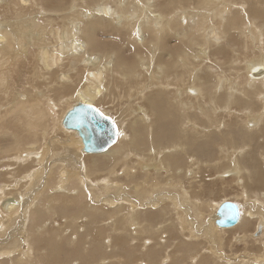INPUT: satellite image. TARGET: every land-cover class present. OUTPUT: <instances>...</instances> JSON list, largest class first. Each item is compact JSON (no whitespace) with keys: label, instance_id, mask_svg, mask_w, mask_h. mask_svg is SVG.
Segmentation results:
<instances>
[{"label":"bare ground","instance_id":"1","mask_svg":"<svg viewBox=\"0 0 264 264\" xmlns=\"http://www.w3.org/2000/svg\"><path fill=\"white\" fill-rule=\"evenodd\" d=\"M48 1L53 2L54 4L52 5L57 8L45 7L44 0H0V8L4 7L3 13H5V15L1 14L4 17L0 18V122H2L6 116L13 115L11 123L0 126V142L6 143L5 147L0 148V159L3 156L1 160L6 161L5 163H0V168H7L5 170V174L8 175L9 179L13 177L17 178L16 181H14L13 183H8L10 185L9 188L11 190H14V192H18L16 191L17 187L21 189L19 182L24 181V179H29L32 182H36V180H40V178L43 176V170L39 167V162L41 158V155L39 156V151L46 142H49V139L47 140L46 137H48V135L51 133L50 130L53 125H55L54 122L57 121H54L52 111L49 108H52L53 110L55 104L57 105V108H59V104L62 105V102H70L71 105L77 102H82L96 107L104 115L110 117L109 113L104 110V108H99V106H97L100 102L102 93H104L105 91L106 83L110 84V82L112 84L114 82L122 84L121 88L126 93V98H128V95L133 94L132 100L135 103L134 107H131L128 103L127 109L125 111L127 112V110H130L131 116L135 117V120L131 123V129L135 130L138 126H142L144 128L148 126L147 129L149 139H151L149 133L151 132L153 116H148L147 114L151 113V110L146 107L138 106L136 102H138L139 100L143 101L147 98L144 96V93L146 92V90L149 89L150 85L153 89L150 91L151 93L158 87L163 92H168L166 93V95L171 98L172 102H175L173 95L176 96V99L180 101L179 105H183V107H187L190 104L195 103H184L185 100H191L192 98L190 97H195L196 99L197 97H199V103H195L197 104L196 111H199V113L203 114H213L214 111V117H208L214 122L215 118L224 119V123L220 125L216 132L221 135L222 140L225 143L224 145H219L223 154V157H221L225 161V163L232 162L229 155L231 151H239L241 158H243L245 154H248L246 152V150H248V145L247 143L242 142V140L244 139V135L242 134L243 136L241 139V137L236 135L235 133L234 135L238 136L239 140H237V138L232 135L233 125L231 123V120L234 119V117L239 120L238 124L247 127L248 132L245 135L248 139L259 138L260 136L264 135V55L262 56L261 54L260 59H258L257 61L247 60V64L245 63L243 66H241L239 72H241V75L243 76V84H239L236 82L234 83V86L229 85V79H226V76L224 77L223 72H220V75L216 74V83L213 84V86L214 90L216 89L215 91L220 92V95L218 97H211L212 90L209 88L208 85L206 86L205 84V77H207L209 82L213 79V77L207 73L203 78L201 77L202 83L200 82L198 74L197 76H195V80L191 79L190 87H185L186 84H184V89L187 94L183 92V90L181 89L182 82L181 79H179L178 77V73L179 68L187 64V55L185 53V50L180 49L181 47L178 48L180 49L178 50V52L164 48L162 49V53L158 55V45L160 43V40H162L163 37L167 34L171 36L175 34L179 39H181V44L183 45V48L186 46V44L190 43L192 46H194V48L196 47L197 50L201 51L197 54L198 56L199 54H201V57L202 55L204 56L207 53V42L209 41V44L213 45L216 51L218 49H221V51H217V53L221 55L224 60H227L223 62L222 65H227L229 61V57L227 59V56H229V54L227 53L228 55L224 54L223 56V51L227 49L230 51L235 49V47L239 46H236L237 43L234 44L232 42L230 38L231 33L230 30H228V25L231 23L233 17L225 15V5V9L224 7H222L218 11H214V15H208L209 13H211V7L216 6V3L222 0H200L205 2H203V6L206 7L205 10H202L199 7L198 14L193 13L195 15L194 16L190 13L191 11L188 12L187 10L186 12V10L182 9L179 12L175 11L177 14L175 16L172 15L174 17H168L169 15L167 10L171 8L172 3L166 0H163L164 2H162V0H68L64 4H62L64 0ZM224 1L228 3V0ZM261 2L264 5V0H261ZM239 5L237 4V6ZM163 6H166V8H164ZM188 8L190 9V7ZM161 10H164V13L161 12ZM32 13H35V15H32ZM7 14L13 17L12 21H7ZM261 16H259V18ZM137 18H141V20H138L135 23ZM201 18H203V20H201ZM212 19L213 23H215L214 21L216 20V25L212 23ZM250 19L252 22L256 21L253 18ZM262 19L264 21V16L262 17ZM233 25L235 24H232V28H234ZM251 25L247 26L249 27ZM121 28H127V30L132 31L134 34V44L136 46H140L147 49V51L152 50L153 57H146L144 56V54H141V52L138 51L136 52L132 62L128 63L126 59L122 57V51L120 52L118 48H107L106 44H104L102 40L98 39L100 32H107V30L110 29L118 31ZM198 32L201 34V37H199L198 35H194ZM147 34L150 37L149 41H147V38L145 37L147 36ZM225 36H227L226 39L229 38L226 43H224ZM246 40L247 39H245V41ZM193 51H195V49ZM260 51H262V48ZM216 61H219V57H216ZM196 62L201 63L199 59H197ZM137 65L140 67V71L135 70ZM171 65H173L174 67V72L172 73V78H169L166 71L169 70ZM183 68L184 67H182V69ZM185 72L187 73V70ZM235 75L237 76V74ZM142 76L149 77V81L145 87L141 85L142 90L140 92V98L138 99V95H135L134 91L128 88V85H130L131 81H135L137 78L139 79ZM227 76H229V74H227ZM170 81L174 84L171 85L172 83H170ZM195 81L197 85H194ZM240 86H245V90L241 91ZM221 94L223 95V97L221 96ZM239 94L241 95V97L243 96L244 99L242 98L239 100L238 97H236ZM257 95L261 96L260 99L257 98ZM254 96H256V98H254ZM183 97L185 98L184 101L182 100ZM254 99H257L256 105H253ZM217 102H220L222 105L218 104ZM232 102L240 103L242 107L238 109H232ZM71 105L69 106V108L71 107ZM191 109L194 110L195 108L192 106ZM125 112H120V114L122 115L121 119L125 118V115H123ZM183 117H185V120L183 119V121H186L185 123H187L189 117H187V115H184ZM226 117L228 118L229 123L226 121ZM111 119L115 122L113 118ZM61 120L59 121L60 125ZM233 121L236 122L235 120ZM185 123L178 121V125L182 127L180 128L181 130H178L176 137L173 139L167 140L166 137V141H164L167 142V144L163 146V148H159V146L153 147V145H151V147H147V144L143 142V134L137 135L138 144H135V141L133 139L120 142V137H122L119 131L120 126L117 125V123L115 122L118 128L117 141L118 139L119 141H116L106 151L94 154H84V156H87L88 158L87 160L82 162L83 166H79L81 161L75 159L77 157H75L74 154H71L70 156L74 158V160L72 161H74V164L77 162L76 164L78 166H73L72 163H70V165L67 163L52 165V169L48 172L46 179L45 176H43L45 179V183H42V188H40L41 190H39L42 191L41 194L43 193L45 196L43 195L41 198L39 196L34 197V200L33 202H31V204L27 202L29 205H31L30 208L27 205L30 209V220L33 222L38 217L41 218V216L43 215H47V217L49 216V220H52V216L56 213L54 207H59L60 203H62L64 206L68 203L75 205L77 203L74 202L75 198L78 199V196H80L82 200V205L79 207V210L76 213L75 217L82 219V216H86V220L92 221L94 224L96 222L104 223L102 224V227L105 224L108 225V223H111L112 228H109L110 235L111 233L113 235L115 234L113 231L117 228L116 222L119 220V217H121L124 221V226L126 225L127 227L125 229V233L130 238V244L128 243V248L131 250V244H133V246L134 244H136L134 243L136 239L133 238L134 231L135 234L141 233L144 235H147L148 232H153V237L151 238H155L159 234L162 236L164 234L162 231H164L167 232V240H171L172 244H170L169 247L165 248L163 246V243L162 249L164 248L163 251L165 252V256L167 254L170 256L171 262L173 264H186V262H188L189 264H264V249L262 251L261 247H259L257 244H254L257 246V251L262 252L258 253L256 251L257 254H255L256 252L250 253V260L243 259V261H241L240 258H237L236 261H233V259L228 257L225 252L221 250L222 239L221 236L217 234L218 232L223 233L225 229L217 227L215 228L212 224V221L206 223L207 227L204 228V231L202 233H197V230H195L196 228L194 225H198V228L202 226V220L200 221V223L198 222L201 219V215L204 209L208 206L200 204L196 199L191 200L195 215L194 219H188L186 216H182V207L180 206L174 208V205H176V200L172 197H166L162 198L159 201L162 202V204H165V206H161L159 212L160 217L163 218L161 220H156L157 222L155 224H148L150 223L149 220V222L145 223L144 226L142 225V222L144 221L140 222V213H142L140 210L141 207H139L140 209H134L132 206H130V208H126V205L121 203V200L123 199L120 195L118 196L115 194H107V197H109V199L107 200L104 199L105 196H101L99 198L104 201L105 204H108L110 200L114 202H117L119 200L118 204H113L114 206L111 207L112 209H114L115 212H106L105 214H103L106 215V217H103L101 213L108 208H103L104 206L101 207V203L96 202L94 199H91L89 201L88 198L90 197V195H87L83 192V184L85 181L84 179L87 180V176H84L87 172L91 173L92 171L93 175L102 174L104 176L102 179H97L99 180V185L96 182L95 183L100 187L101 192H106L108 190L114 189L113 182L115 183V180L118 179L116 176L118 174V171L121 169V172L125 175V177L130 179L129 182L132 181L133 184L136 183V185L130 187L129 191H134L136 194H138V196L140 197L139 199L141 200L150 198V196L154 195L156 191L164 187H166L167 189H178L183 192V195H190L189 193L192 190V195H195L194 190L191 188L190 182L187 183V191L185 189L182 190L180 184L182 183L181 181L183 174H185L187 178H195L193 176H196L198 174L196 168L197 164L194 165L195 154L193 155V153H191L192 145H195L197 142V135L195 134V132L198 130V128L195 122H192L191 133L187 132L183 130ZM221 126L223 129H221ZM140 129H138L137 131H139ZM241 131L242 129L240 130V132ZM68 132H70L71 134L68 138H70L71 136L76 140H72L73 142L68 141L69 145H67L66 150L70 152L69 149L74 146V143H76V145L79 146V149H75L78 151L79 156L81 155L80 157H82V154H80V150L82 147L80 140L75 137V132L71 130H68ZM165 132L166 131H164L163 134L161 133V137H163L162 135H167L164 134ZM168 134L170 135V133ZM169 138H171V136H169ZM157 140H159L158 137ZM215 140L217 141V139H214V141ZM164 141H162V143ZM141 142L142 148L141 146H139ZM58 143L59 142H57L56 144ZM54 147H56V145ZM179 151L182 152V154L184 153L186 155V158L189 159V166L187 164L184 165L180 161H178L177 163L175 162L174 165H172L171 161V163L169 162V155ZM261 153V158L264 162V151H262ZM159 155L161 158H158ZM97 157H101L102 160L107 162V164H104V166L98 168L96 166ZM197 159L200 160L198 157ZM236 161L237 159L233 162L234 164L232 163L233 170H227L228 167L223 165L222 162H220V164L222 163V166H224L223 168L220 167V165L216 167L225 171V174H221L222 176H228L229 174L230 176H234L238 179L239 175H242V173L245 172L248 181H253V178L255 177V182H258L260 186H264V163L263 166H260L258 168L255 165H251V167H253L252 169H254L251 171L248 167V170L244 168L247 164L243 166L244 164L242 165L241 162L242 167L240 168ZM26 165L29 166V168H26L27 173L23 174L22 172L24 171ZM79 167L83 169L82 176H79ZM64 168L65 170L68 169L71 173H66V171L63 172L62 169ZM88 168L91 170H89ZM217 168L216 170H218ZM135 170H137V172L140 171L139 175H136ZM151 171L153 172V174H151ZM17 172L19 173L17 174ZM134 175L136 176L134 177ZM91 184L88 185L89 187L93 188ZM239 185H242V183ZM6 188H8V186H5V189ZM5 189L3 187L0 188V226H2V224L6 222L7 216L10 217L14 215L12 218H15L17 213L22 208L20 201H18L17 199L4 196ZM206 190L207 189H205V191ZM55 192L60 193L58 198L53 195H50ZM169 195L173 194H168V196ZM196 195H198L197 192ZM147 201L149 200H146V202ZM67 207H69V205ZM215 207L216 206L212 207V211H216L217 208ZM147 208L145 209L147 210ZM143 209L144 208H142V210ZM108 210L110 211V209ZM239 211L240 218L238 224L230 228L231 230H236L231 232V234H229L230 236H235L236 234H241L242 236H244L248 232V228L250 225L248 215L244 214L245 212H243L241 208H239ZM94 215L98 216V221H93ZM156 218H159V216H157ZM213 219L214 221L216 219L215 212L213 213ZM70 221V232L75 233V235H71V233L66 238V234H63L64 231L60 232V230L64 228L61 229L59 225H56L57 228H60L59 230H50L49 232H47V234H49V237H47L48 235L45 234L46 237H44L43 240L45 239L44 241L50 243V246L47 245L49 254H51L52 246L59 244V242L57 241L63 240V238L67 239L66 244L70 247H81V245L76 244L79 242V236H81L83 244L85 242L88 244V246L90 244H94L95 246L98 245L97 247H101L99 248L100 250L104 249L106 251L109 250L108 244H111L110 240L112 239L113 243H115V248L117 249L116 245L118 244V241L116 242L115 238H111V236L108 234V231L107 234L102 236L101 233H99L100 231H98L100 230L99 225L97 227L96 225L93 226L94 224L91 223V226H93L91 234L90 230H88L89 228L77 225L75 219L70 218ZM32 222L29 223L32 224ZM79 222L78 224H80ZM259 222H262L264 227V220H259ZM47 226L48 225L43 222L42 229L45 228L43 231L47 230ZM167 226L169 229L167 228ZM22 229L20 230L22 231ZM43 231L42 233L44 234L45 232ZM37 233L34 234V227H27L26 230H24V233L22 234V237L20 239V243H22L23 245L25 244L24 247H26V249H24L22 254H20L19 256L21 258V263H25L23 261L29 258L30 252H33L34 254L35 249H31V246L34 247L33 242H31V238H33L35 235L41 236L37 235ZM227 233H229V231ZM181 234L183 235V237ZM263 235L264 230L261 236L256 238L252 236L250 237L254 240H257L262 238ZM43 236L44 235H42V237ZM10 237H12V235ZM123 237L121 238L120 236L121 239H123ZM94 238L101 239V243L94 240ZM127 241L125 240V242ZM205 241L209 245V248H207L206 251L204 247L198 246L204 243ZM235 241L237 242V240ZM242 241L244 242V240ZM263 241L264 238L261 240V242L263 243ZM25 242H28L31 245H26ZM42 242L40 243L41 245ZM158 242L160 241L155 242L156 245H159ZM229 243L232 242L230 241ZM12 248L16 249L15 247ZM87 249L88 247L84 248V251H86ZM123 249L125 250V247ZM156 250H158V248ZM57 251L58 247L56 248V250H52V253L54 254ZM121 251L120 253H116L115 250L113 251L114 255H116L118 258H115L114 256H111L108 253L105 254L102 252V255L99 256V258H96L93 255L90 260L81 261V263L76 262V264H95L96 262L97 264H103L106 258H109L113 262V264H115L114 262H116V264H135L134 261H136L135 259L137 258V256L132 257V259L130 260L129 257L125 254L127 250L124 251L125 253H122ZM109 253L111 254L110 251ZM168 260L165 259V262H162L161 264H167Z\"/></svg>","mask_w":264,"mask_h":264},{"label":"rangeland","instance_id":"2","mask_svg":"<svg viewBox=\"0 0 264 264\" xmlns=\"http://www.w3.org/2000/svg\"><path fill=\"white\" fill-rule=\"evenodd\" d=\"M67 1L68 0H64L62 2V4L66 3ZM164 1L162 0V2H164ZM166 1H170V3H172L171 8L169 10H167L168 15H169L168 17H170V16L174 17L177 14L176 12H179L182 9L186 10V12H187V10H188V12L191 11L190 12L191 14H193V13L198 14L199 7L202 10L206 9V7L203 6L205 2L200 1V0H189V1H187V0H184V1L183 0H166ZM184 2H185V4H184ZM199 2L200 3L202 2V3L200 4ZM225 2L226 1H224V0L217 2L216 3L217 7L216 6L211 7V13H209L208 15H214V13H215L214 11H218L222 7H224V9H225V6H226L227 10L225 9V15L233 17L231 23L228 25V30H230V33H231L230 38H231L232 42L234 44L237 43L236 46L237 45H239V46L235 47V45H234L235 49L230 50V51L227 49V50L223 51L224 52L223 56H224V54H227V53L229 54V56H227V59L229 57V61H228L227 65H222L223 62H225L227 60H224V58L217 53V51H221V49L217 48L218 50L216 51L215 47L213 45L209 44V41L207 42V44H208L207 49L208 50L206 49V52L207 53L209 52V53H208V55L206 53L204 56L202 55V57H201L200 56L201 54H199V56L197 55L201 51L197 50L196 47L194 48V46H192L190 43L186 44V46H185L186 48L185 47L183 48V45L181 44V39H179L175 34H173L172 36L167 34L163 37L162 40H160V43L158 45V49H159L158 55L160 53H162V49H164V48L170 49L171 51H175V52H178V50H180V49L186 51L185 53L187 55V61H186L187 64L181 66L179 68V73H178V77H179V79H181V82L183 85V86L181 85V89L183 90L184 93H186L184 88L191 86L190 85L191 79L195 80V76H197L199 74L198 76L200 78V82L202 83V78L207 73V74H210L213 77V79H212V81L209 82L207 77H205V79H206L205 84H206V86L208 85L209 88L212 90L211 97H218L220 95V92L215 91L216 89L214 90V86H213V84L216 83V77H217L216 74L220 75L223 72L224 77L226 76V79H229V85L234 86V83H236V82L239 84H243L244 79H243V76L241 75V72H239L241 66H243L245 63L247 64V60L248 61H252V60L257 61L258 59H260L261 54H262V56L264 55V50H263L264 49V43H262V42H264V21L262 19V17L264 16V5L261 2V0H253V1L252 0H247V1L246 0H228V3L230 5L227 2L226 3ZM223 3H225V4H223ZM44 4H45V7H47V8H57V7H54V5H52V4H54L53 2H49L48 0H44ZM192 4H193V6H192ZM237 4L238 5L240 4V5L237 6ZM185 5H186V7H185ZM172 6H173V8H172ZM163 7L166 8V6H163ZM188 7H190V9ZM236 7L238 10L236 9ZM174 8H176V9H174ZM0 10H1L0 11V18H2V17H4L2 15H5V13H3L4 7L3 8L1 7ZM195 10H196V12H195ZM163 11L161 10V12H163ZM212 12H213V14H212ZM230 13H231V15H230ZM236 13H237V15H236ZM8 15L9 14H7V21H12L13 17L10 15L8 16ZM32 15H35V13H32ZM172 15H174V16H172ZM259 16H261V17L259 18ZM8 18H9V20H8ZM250 18H253L256 21L252 22ZM138 20H141V18H137L135 23ZM201 20H203V18H201ZM211 21L213 23V19ZM214 22L215 23H213V24L216 25V20ZM185 24H187V23H185ZM202 24H204V23H202ZM232 24H235V25H233L234 28H232ZM251 24H253V25H251ZM247 25H251V26L248 27ZM113 29L107 30V32H100L98 39L102 40V42L104 44H106L107 48H118L120 50V52L122 51V53H123L122 57H124L128 63L132 62L136 52H138V51L141 52V54H144V56H146V57H148V56H150L151 58L153 57V51L152 50L151 51L148 50L149 51L148 52L147 49L140 47V46H136L134 44V34L132 31L127 30V28H125V29L121 28L118 31L113 30ZM194 35H196V36L198 35L199 37H201V34L199 32L195 33ZM236 36H237V38H236ZM145 37L147 38L146 39L147 41L150 40V37L148 36V34ZM226 38H227V36L224 37V43H226V41L229 39V38L228 39H226ZM235 39H236V41H235ZM245 39H247V40L245 41ZM255 46H256V48H255ZM178 48H180V49H178ZM237 48H238V50H237ZM261 48H262V51H260ZM194 49H195V51H193ZM251 49H253V50H251ZM237 51L238 52L240 51V52L238 53ZM234 53H236V54H234ZM253 53H254V55H253ZM246 54L248 55V57ZM250 55L252 56V58ZM206 57H208V58H206ZM216 57H219V61H216ZM155 59H156V57H155ZM197 59H199L201 61V63L196 62ZM165 60H166V58H165ZM257 63H260V62H257ZM237 64H239V65H237ZM172 67H173V65H171L169 70L166 71L169 78H172V76H173L172 73L174 72V67L173 68ZM182 67H184L187 70V73L185 72L186 70L184 68L182 69ZM235 67H237V68H235ZM209 68H211V69H209ZM135 70L140 71L141 69L137 65ZM183 70H185V71H183ZM194 71H196V72H194ZM227 74H229V76H227ZM235 74H237V76ZM169 75H171V76H169ZM238 76H240V77H238ZM148 81H149V77L142 76L139 79L137 78L135 81H131L130 85H128V88L130 90H133L134 94L138 95V99H139L140 98V92L142 90L141 85L143 87H145L147 85ZM114 83L113 84L111 82H110V84L106 83L105 91H104V93H102L103 96L101 95L100 102L98 103L97 106H99V108H104V110H106L109 113L110 117L115 120L117 125L120 126L119 131H120V135L122 136V137H120V142L129 140V139L130 140L133 139L135 141V144H138L137 135L143 134L144 135L143 142H145V144H147V147H151V145H153V147L159 146V148H163V146H165L167 144V142H165L166 139L169 140V139H173L176 137L178 130L180 128H182V127H180V125H178V121L185 123L186 121H183V119L185 120V117H183V116L187 115V117H189V118L191 117V118H190V120L188 118V120H187L188 122L184 124L183 130L191 133V123L192 122H195V124L198 128V130L195 132V134L197 135V142L198 143L196 142L197 145L196 144L192 145V148H191V151H192L191 153H193V155L195 154L194 155V157H195L194 165L197 164L196 168H197L198 174L196 176H193L195 178H187V176L185 174H183L182 181H181L182 183H180L182 190L185 189L187 191V189H188L187 183L190 182L191 188L194 190L195 195H192V193H193L192 190L189 193L190 195H183L182 194L183 192L178 190V189H167L166 187H164V188H160L158 191H156V193L158 195L155 193L154 195H151L150 198L141 200V199H139L140 197L138 196V194H136L134 191H129L130 187H133L134 185H136V183L133 184L132 181L129 182L130 179L125 177V175L121 172V169L118 171V174L116 176L118 178L117 180H115L116 184L113 182V185H114L113 188L114 189L108 190L106 192H101V189L98 186L99 180H97L98 178L102 179L104 176L102 174L93 175L92 171H91V173L87 172L86 175L84 176V177L87 176V180L84 179L85 181L83 184V187H84L83 192L86 193L87 195H90L91 198L90 197L88 198L89 201L91 199H94L96 202L101 203V207L104 206L103 208L110 209V211L108 209L104 210L103 211L104 213L102 212L101 215L103 217H106V215H103V214H105L106 212L107 213L113 212L114 209H112L111 207L114 206L113 204H118V202H119V200L117 202L110 200L108 202V204H105L104 201L99 199L101 196H105V198H104L105 200L109 199V197H107V194H115L118 196L120 195L121 198L123 199V200H121V203L126 205V208H130V206H132L134 209H140L139 207H141L140 210L142 213H140V216H141L140 222L144 221V222H142V225H144V226H145V223L149 222V220H150V223H148V224H151V223L155 224L157 222L156 220H161L163 218V217H160L159 212H160L161 206L163 207V206H165V204L164 203L162 204V202H159V201L162 198H166V197L167 198L172 197L173 199L176 200L175 201L176 205H174V208H177L180 206L182 207V210H181L182 216L184 215L188 219H194L195 215H194L191 200L196 199V200H198V202L200 204L208 206L207 208L204 209V211L201 215V219L198 222V223H200V221L202 220V222H201L202 226L198 228V225H194L196 228L195 230H197V233L198 232L202 233L204 231V228L207 227L206 223H209L211 221H212V224L214 225V227L216 228L215 224L213 223L214 222L213 213L215 211L214 210H213L214 212L212 211V207L216 206L215 208H217V206L223 202H231V203L236 204L238 206V208H241L242 211L245 212L244 214L248 215L250 225H249L247 234L244 236H242L241 234H236L235 236H230L229 234H231V232L236 230V229L231 230L230 228H232V227L224 228L227 231L224 230L223 233L218 232L217 234H219L221 236V239H222L221 250L224 251L228 257L233 259V261H236L237 258H240L241 261H243V259L250 260V257H251L250 253H255L257 251V248H256L257 246L254 244H257L259 247H261V249L263 251L264 241L262 243L261 240L264 238V235L262 238L257 239V240L252 239L250 236L254 237L253 234L256 231L257 223L259 222V220H264V186L261 185L262 186L261 187L258 182L256 183L255 177L253 178V181L252 180L248 181L247 175L245 172L242 173L243 176L245 175L244 177L241 174L238 177V179L241 181H239L234 176H230L229 174H228V176H224V175L222 176L221 174H225V171H223L220 168H217L216 166L220 165V167L223 168L224 167V166H222V163H223V165L228 167L227 170H233V164H234L233 162L236 159H237L236 162L238 163V166L240 168L242 167L243 164H244L243 166H245L247 164L246 167H244V168L247 169V167H248L251 171L254 170V169H252L253 167H251V165L252 166L255 165L257 168L260 166H263L264 162L262 161V158H261V155H262L261 152L264 151V147H263L264 146V135L260 136L259 138L248 139L245 135L248 132L247 127L238 124L239 120L236 119V117H234V119L231 120V123L233 125V128H232L233 134L232 135L234 137H236L237 140H239L238 136H240L242 139V136L244 135V139L242 140V142L247 143L248 150H246V152L250 155L245 154L243 156V158H241L239 151H237V150L231 151L229 155H230V159L232 160V162L231 163L230 162L225 163V161L222 159L223 154H222L221 148L219 146V145H224L225 143L223 142L221 135L216 132L217 129L220 127V125H222L224 123V119L223 118H215V122H214L208 118L211 116L214 117V113H215L214 111H213V114H203V113H199V111H196L197 104H195V103H199V101H198L199 97H197V99L195 97H190L192 99L187 100V101L183 97L182 100L183 101L185 100L184 103L189 104L191 102H195V103L190 104L187 107H183V105H179L180 101L176 99V96L173 95L175 102H172L171 98L166 95V93H168V92H163L158 87H157L158 90L157 89L154 90L155 92H158V93H155L154 91L151 93L150 91L153 89H152V86L150 85L149 89L146 90V92L144 93V96L147 98L143 101L139 100L136 103L138 106L146 107V108L151 110V113L147 114L148 116L149 115L153 116V123L151 125V132L149 133V135L151 136V139H152L151 140L148 137V129H147L148 126H146L145 128L142 126H138L137 129H135L136 131L131 129V123L135 120V117L131 116L130 110H127V112H125V111L127 109L128 103L131 107H134L135 103L132 100L133 94L128 95V98H126L127 95H125L126 93L121 88L122 84H120L118 82H114ZM170 83H172V82L170 81ZM173 84L174 83H172L171 85H173ZM184 84H186L185 87H184ZM194 85H197L196 81L194 82ZM245 88H246L245 86H240L241 91L245 90ZM219 91H221V90H219ZM163 96H165V97H163ZM221 96L223 97L222 94H221ZM236 97H238L239 100L242 98L244 99V97L243 96L241 97L240 94L237 95ZM260 97L261 96L257 95L258 99H260ZM254 98H256V96H254ZM150 100H151V102H150ZM62 103L64 104V106ZM62 103H61L62 105L59 104V108H57V105L55 104V106H54L55 108L53 107L54 112H53L52 108H49L52 111V114H53L52 116L54 117V121L55 120H57V121L54 122L55 125H53V127H52L53 129L51 128V130H50L51 136L48 133L49 135H48V137H46L47 140L49 139L50 143L46 142L44 144V146H42V148L39 151V156L41 155L39 167L42 168V170H43L42 175L45 176V179H46L48 172L52 169L53 164L57 165V164H63V163L66 164L67 163L70 165V163H72L73 166H78L76 164L77 162L74 164V161H72V160H74V158H72L70 156L71 154L72 155L74 154V156L77 157L75 159L81 161L79 166H83L82 162H84L88 158L87 156H84V155H82V157H80L81 155L79 156V153L77 151L79 149L78 148L79 146H77L76 143H74V146H72L69 149L70 152H68L66 150L67 145H69L68 141H72V140L74 141L76 139H74L71 136H70V138H68L69 135H71L70 132H68V130H65L59 124V121L62 119V116L64 115L63 113L66 110H68L69 106L71 105L70 102H62ZM217 103L221 104L220 102H217ZM256 103H257V99H254L253 105H256ZM192 106L195 108L194 110L191 109ZM240 107H242L240 103H234V102L231 103L232 109H238ZM59 109H61V110H59ZM184 109H186V110H184ZM56 110L60 111V112H57ZM121 111H122V113L123 112L126 113V114L125 113L123 114V115H125V118H123V119H121V116H122L120 114ZM12 119H13V115L6 116L3 119V121L0 122V126L7 125V124L11 123ZM225 119L229 123L228 118L226 117ZM233 120H235L237 123L234 122ZM165 125H167V126H165ZM54 127H56V128H54ZM215 127H217V128H215ZM138 129H140L139 130L140 132L137 131ZM221 129H223L222 126H221ZM241 129L243 132L242 131L240 132ZM170 130L171 131L173 130V131L171 132ZM164 131H166V132L168 131L167 133L166 132L164 133L167 135H165V136L162 135L163 137H161V133L163 134ZM173 132H175V133H173ZM168 133H170V135ZM235 133L238 136H235L234 135ZM263 133H264V131H263ZM169 136H171V138H169ZM157 137L159 140H157ZM213 137H214V139H217V141L216 140L214 141ZM218 140H219V142H218ZM118 141H119V139H118ZM162 141H164V142L162 143ZM57 142H59V143L56 144ZM51 144H53V145H51ZM5 145H6L5 142H0V148L5 147ZM41 145H43V144H41ZM55 145H56V147H54ZM141 145H142V142L140 143L139 146H141ZM141 148H142V146H141ZM64 152L66 153V155ZM180 154H182V152L179 151V152H176L174 154L169 155V159H168L169 162L171 161L172 165H174L175 162L177 163L178 161H180L184 165L187 164L189 166V159L186 158V155L184 153L182 155H180ZM184 155H185V157H184ZM69 157H70V160H69ZM197 157L201 161L198 160ZM2 158H3V156H2ZM158 158H161L160 155L158 156ZM171 158H173V159H171ZM222 161H224V162H222ZM5 162L6 161H4V160L0 161L1 164L5 163ZM196 162H198V163H196ZM220 162H222V163L220 164ZM241 162H242V165H241ZM217 163H219V164H217ZM50 164H51V166H50ZM104 164H107V162L102 160L101 157H97L96 166L98 168L99 167L101 168L102 166H104ZM201 165H203V166H201ZM26 168L28 169L29 166H27V165L25 166V169L22 172L23 174L27 173ZM216 168L218 170H216ZM6 169L7 168H5V167L0 168V188L3 187L5 189V186H8V188L5 189L4 196L17 199L18 201H20L22 208L17 213L15 218H12L14 215H12L10 217L7 216L6 222L4 224H2V226H0V227H3V228H0V230H1L0 231V244H1L0 245L1 246L0 247V264H34V263H36V264H39V263L40 264H71V262H72V264H76V262L81 263V261L90 260L93 257V255L96 258H99V256L102 255V252L105 254L108 253L109 255L114 256L115 258H118L116 255H114V253H113L114 250L116 251V253L117 252L120 253L121 250H122L121 251L122 253H125L124 251L127 250V252L125 254H126V256L129 257L130 260L132 259V257L137 256V258L135 259L136 261H134L135 264H161L162 262H165L164 261L165 259L166 260L169 259L167 264H173L171 262L170 256L168 254L165 256V252L163 251L164 248L162 249L163 243H164L163 246L165 248L169 247L170 244H172L171 240H169L170 242L167 240V238H168L167 232L162 231L164 233L162 236L159 234L155 238H151V237H153L152 236L153 232H150V233L148 232L147 235H144L141 233L135 234V231H134L133 232L134 233L133 238L136 239V241L134 242L136 244H134V246L135 245L136 246L134 247L133 244H131V246H132V250H131L128 248V243L130 244V238L125 233V229L127 227H126V225L124 226V221L122 220L121 217H119V220L116 222L117 228L114 229V231H113L115 233L114 235L112 233L110 235V233H109V228L111 227V223H108L109 226L105 224L102 227V224H104V223L96 222L94 224L92 221H87L86 216H82L83 220L81 218L79 219L78 217H75L76 213L79 210V207L82 205V200H81L80 196H78V195H77L78 199L75 198V200H74L75 203L77 202L75 205L68 203L67 205L64 206L62 203H60L59 207L58 206L54 207L56 213H55V215H53L54 218L52 216V218H51L52 220H49V216L47 217V215H43V216H41V218L38 217L36 219L37 221L34 220L32 222L30 220V209H29L31 205H29V204H31V202H33L34 197L39 196L41 198L44 195L43 193L41 194L42 191H39V190H41L40 188H42V185L45 183V179L43 176L40 178V180H36V182H32L29 179L28 180L24 179V181L19 182L21 189H19L17 187L16 191H18V192H14V190H11L9 188L10 187L9 184L16 181L17 178L13 177V178L9 179L8 175L5 174ZM62 170H63V172L66 171V173L70 172L68 169L65 170V168ZM78 170H80L79 176H82L83 175V172H82L83 169L79 167ZM89 170H91V169H89ZM139 172L140 171L137 172V170H135L136 175H139ZM18 173L19 172H17V174ZM151 174H153L152 171H151ZM136 175H134V177ZM80 179H82V178H80ZM88 179H90V180H88ZM222 179H223V181H222ZM242 179H243V182H242ZM10 180H11V182H10ZM188 180H191V181H188ZM39 182L41 183V185ZM88 182H90V183H88ZM95 182L98 185H96ZM196 182H199V183H196ZM241 183H242V185H239ZM88 184H91L93 186V188L89 187ZM205 189H207L208 191L207 190L205 191ZM176 191H177V193H176ZM196 192L198 195H196ZM166 193L173 194L174 196L173 195L168 196V194H166ZM59 194L60 193L55 192V193L50 194V195H53L56 198H58ZM154 197H156V198H154ZM0 200H1V198H0ZM64 200H66V199H64ZM146 200H149V201L146 202ZM150 200H152L153 202ZM203 201H205V202H203ZM27 202H29V204ZM27 205L29 206V208ZM68 205H69V207H67ZM142 208H144V209L142 210ZM145 208H147V210ZM157 216H159V218H156ZM171 217H173V216H171ZM70 218L75 219V222L77 225L85 226V228H89L88 230H90L91 234H92L93 226L96 225L98 227V225H99L100 230H98V231H100L99 233H101L102 236L107 234V231H108V234L111 236V238H115L116 242L118 241V244L116 245L117 249L115 248V245H114L115 243H113L112 239L110 240L111 244L110 245L108 244L109 250L106 251L104 249L100 250L99 248H101V247L100 246L97 247L98 245L95 246L94 244H90L88 246V244L85 242L83 244L81 236H79V235L78 236L80 237V239H79V242L76 244L81 245V247L80 246H78V247H72L71 246L70 247L69 245L66 244L67 236H69V234L72 233V232H70V230H71L70 229L71 228L70 227V224H71ZM257 218H258V220H257ZM78 219L81 222H79ZM93 219H94L93 221L99 220L97 215H94ZM64 220H65V222H64ZM29 222H32V224ZM43 222H45L46 225H48L47 226V230L49 229L48 231L47 230L43 231L45 229V228L42 229ZM52 222L54 223V225ZM78 222L80 224H78ZM91 223H93L94 225L91 226ZM49 224H51V225H49ZM56 225L57 226L59 225V227L61 229L62 228L65 229V230L64 229L60 230V232L64 231L63 234L64 235L66 234L65 235L66 238L65 239L63 238V240L57 241V242H59V244L52 246V248H51L52 250H56V248L58 247V251L56 253L53 254L52 250H51V254H49L47 245L50 246V243H47L46 241H44L45 239L43 240V238L46 237L45 234H47V232H49L50 230H55V231L59 230L60 228H57ZM4 226H5V228H4ZM27 227L28 228L34 227V234H36L37 232L40 231L39 233H37V235H41V236L35 235L33 238H31V242H33V244H34V247L31 246V249H35L34 254H33V252L32 253L30 252L29 258L27 260L23 261L25 263H21L20 262L21 258L19 256H20V254H22L23 250L26 249V247H24L25 244L23 245L22 243H20L21 242L20 239L22 237V234L24 233V230H26ZM167 228H168V226H167ZM20 229H22V231ZM35 229H37L38 231ZM102 230L103 231L105 230V231L103 232ZM263 230H264V227L262 228L260 235H258L256 237L261 236ZM42 231L45 233L43 234ZM228 231H229V233H227ZM11 235H12V237H10ZM17 235H18V237H17ZM42 235H44V236L42 237ZM47 235H48L47 237H49V234H47ZM71 235H75V233H72ZM247 235H248V237H247ZM120 236H121V238L124 236L123 239H121ZM182 237H183V235H182ZM256 237H254V238H256ZM76 238H77V236H76ZM95 238H94V240L101 243L100 242L101 239H99V238L95 239ZM125 240L126 241L128 240V241L125 242ZM235 240H237V242ZM242 240H244V242ZM40 241L41 242L43 241L45 243L42 242V245H41ZM156 241H160L161 243L158 242L159 245H156V243H155ZM230 241L232 243H229ZM224 242H225V244H224ZM25 243H26V245H31L28 242H25ZM76 244H75V246H76ZM153 244H154V246H153ZM45 245H46V247H45ZM113 245H114V247H113ZM67 246H69L70 249L71 248L72 249L70 250L69 247H67ZM123 246L125 247V250L123 249L124 248ZM198 246L204 247L205 251L207 250V248H209V245L206 241L204 243H202L201 245H198ZM12 247H15L16 249H14ZM87 247H88V249L86 251H84V248H87ZM137 247H138V249H137ZM157 248H158V250H156ZM6 249H8V250H6ZM96 249H98V250H96ZM117 250H119V251H117ZM15 251H17V252H15ZM109 251L111 252V254L109 253ZM262 251H260V252H262ZM1 252H3V253H1ZM257 252L260 253L259 251H257ZM257 252L255 254H257ZM112 253H113V255H112ZM242 255H245L246 258H245V256H242ZM144 256H145V258H144ZM55 257H57V258H55ZM167 257H168V259H167ZM43 258H45V259H43ZM105 258H106V256H105ZM107 263L113 264V262L109 258L108 259L106 258L105 261L103 262V264H107ZM114 263L116 264V262H114ZM95 264H97V262ZM129 264H131V263H129ZM186 264H189V263L186 262ZM234 264H236V263H234Z\"/></svg>","mask_w":264,"mask_h":264},{"label":"water","instance_id":"3","mask_svg":"<svg viewBox=\"0 0 264 264\" xmlns=\"http://www.w3.org/2000/svg\"><path fill=\"white\" fill-rule=\"evenodd\" d=\"M61 125L71 130L80 140V154H94L106 151L116 141L118 128L115 122L99 109L86 103L77 102L64 113ZM214 224L218 228L235 226L240 218L239 208L231 202H223L215 211ZM263 223L259 222L254 237L260 235Z\"/></svg>","mask_w":264,"mask_h":264}]
</instances>
